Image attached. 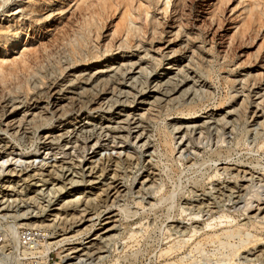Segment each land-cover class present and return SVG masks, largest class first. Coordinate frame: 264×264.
Here are the masks:
<instances>
[{
  "label": "rangeland",
  "instance_id": "374dc122",
  "mask_svg": "<svg viewBox=\"0 0 264 264\" xmlns=\"http://www.w3.org/2000/svg\"><path fill=\"white\" fill-rule=\"evenodd\" d=\"M250 2L0 0V70L5 76L0 81V165L8 159L0 166V201L10 206L0 212V264L38 260L13 255L9 224L20 225L21 250L53 242L44 264H63L66 249L89 240L106 216L119 226L118 242L105 260L83 257L78 264H217L221 258L211 241L204 245L205 255L197 257L190 250L200 240L222 235L228 226L205 227L216 221L207 215L184 221L178 209L195 191L202 194L209 183L222 181L223 175L210 177L223 167L253 174L258 179L251 188L263 190V198H253L246 211L229 212L232 224L244 223L262 238L234 256L239 262L229 264H264V0L255 1L251 11ZM126 6L127 26L135 28V35L120 31ZM250 12L252 27L246 23ZM201 160L207 162L204 175L195 183L188 175ZM94 165L96 175L105 166L107 176L121 178L124 196L93 216L88 233L73 236L79 228L73 217L79 218L78 209L85 207L68 200L86 195L93 203L89 209L97 211L113 199L101 191L105 185L96 188L80 177V167L85 171ZM9 170H20L22 176H10ZM150 171L161 185L151 195V206L132 196ZM64 172H71L68 179L78 184L62 182L58 175ZM178 178L183 190L166 213L159 196ZM52 208L58 210L50 212ZM48 213H59V222H65L49 226ZM177 221L187 223L179 225L182 230L196 226L188 242L183 240L188 235L166 238L169 225ZM43 225L46 231H41ZM24 227L36 230L33 239H22ZM132 230L143 233L128 244L125 236ZM184 241L171 256L161 255ZM131 251L136 255L125 257Z\"/></svg>",
  "mask_w": 264,
  "mask_h": 264
},
{
  "label": "bare ground",
  "instance_id": "6f19581e",
  "mask_svg": "<svg viewBox=\"0 0 264 264\" xmlns=\"http://www.w3.org/2000/svg\"><path fill=\"white\" fill-rule=\"evenodd\" d=\"M255 1H257V0H251V2H250V6H251L250 7V11L252 10L253 6L255 5L254 4ZM108 3H109V7H111L112 6L111 2H108ZM128 15H130V13H129V10L127 9V6H126L125 11L123 12V20H121L122 24H121V27H120V31L121 30L122 31L123 30H127V33L130 32V35H135V28L127 26ZM251 16H252V12H250L249 21L246 22L250 26H251V22H254V19L252 20ZM257 18H258V16L255 17V20ZM246 27L249 29V26H246ZM246 27H244V28H246ZM87 37H89V36H87ZM82 39H84V38H82ZM90 53L94 54L92 52H90ZM93 56H96V55H93ZM1 71L2 70H0V81H3V78L5 76L1 73ZM227 82L230 83L229 81H227ZM39 95H45V93L44 92L43 93L40 92ZM37 97L39 98V96H37ZM38 98H37V100H38ZM17 125H19V124H17ZM20 125H21V123H20ZM20 127H21V129H23V125H21ZM178 128H179V126L175 127V129H178ZM24 129H26L25 125H24ZM221 140L224 141V139H221ZM199 142H201V141H199ZM5 161H8V159L2 160V164L0 165L1 168H3V165H4L3 162H5ZM190 161H191V159L188 160V162H190ZM206 163H207L206 160H201V161H199L197 163H193L194 165L192 166V170L190 172L191 175H188V177H192V179H193V181L195 183H198L201 180L202 176L204 175L203 169L206 166ZM136 164L137 165L139 164V158H138V163H136ZM50 166H53V165H49L47 167H50ZM107 166H108V164H107ZM80 168H81V170H79V171H81L80 177L88 178L87 182L89 184H91V185L97 186L96 188H100L98 186V184L105 185V188L102 187L101 191H103V193H105V196L107 198L113 197V199L110 201V203L106 202L103 205L101 204V208L102 207L104 209L107 208L109 205H111V204H113L115 202H118V199H119L120 196L121 197L124 196V194H122V191H124V188H123L124 185L122 184L123 181H121L120 180L121 178L117 177L115 173H113L115 175L112 174V176H107L108 174L105 173V170H106L107 167L102 166V168H100V169L98 168L100 170V174L99 175H96L97 171H95V169H96L95 165L92 166V167L90 166L87 169L88 173H86L87 170L84 171V168H82V167H80ZM46 169H49V168H46ZM149 170H150V168L147 169V171H149ZM65 171H69V169H66ZM114 171H116V170H114ZM17 172L21 173L20 170H18V171L9 170L7 172V174H9L10 176L16 175L18 177H21L22 175L21 174L20 175L17 174ZM52 172H53V170H52ZM66 173L64 172L61 176L58 175V173H55V176L57 174L59 177L63 178L61 180L62 182H63V180L67 181L68 177L69 176L71 177L72 173L68 172L67 175H66ZM218 173L219 174H215V175L211 176L210 179H212L216 175H217V177L219 179L220 176L223 175L222 181L215 180V182L213 181L212 183H209V187L206 189L207 191H203L202 194H197L196 191H195L194 194H193L194 197H192L193 199L192 198L185 199L184 204L181 206V208L179 207L180 209H178V211H179V214L181 216L184 215L183 216V220L184 221L187 220V222L188 221H191V223L192 222H196L197 219H199L200 217H203V216L207 215L209 219L216 220V221H214L213 224L212 223H207V224L205 223V227H212L213 228V227H218V226H222V227L223 226H226V227L228 226L227 227L228 228L227 231H225L222 235H220V236H212L208 240L207 239H203V240H200L197 243H195V245L190 250V252L192 254L194 253L197 257H198V255L199 256L200 255H205V247H204V245H205V243L207 241H211L212 243L216 244L217 250L215 252L221 258V259H219L217 261V264H222L221 261H223L224 264H229L230 262H236L237 263V262H239V260H234V256L237 255L240 251L242 252L243 250L248 248L254 242L261 240L262 238H260L259 236L251 234L248 231V229L246 228L244 223L243 224L242 223L232 224L231 221H230L231 220L230 218H232L233 215L229 214V212L231 210H233V212L234 211H238L239 209H240V211L241 210L242 211H246L249 207H251L252 202H253L252 201L253 198H255V199H262L263 198V194H262L263 190L262 189L261 190H257V189L254 190V189L251 188V186L252 187L254 186L253 183H254L255 178H256V180L258 179L257 177H254L253 174L250 175L249 177H247V175L244 172L242 174H240L239 172L233 173V172L230 171V169L228 167L221 168V172H218ZM181 174L182 173H180V175ZM193 174H197V175L194 176ZM29 177L31 178L32 176L30 175ZM154 177L155 176H154L153 171H150L145 176H142L140 178V180H141L139 182L140 187L138 188V190L132 191V196H133V194H135V196H136L135 200L136 199L139 200V201H136V202L142 203V201H144V203L149 204L150 206L154 205L153 202H152L151 195L155 194V192L157 190L160 191V189H161V187H160L161 185L159 186V184L157 183V179L156 178L154 179ZM106 178H110L111 182L105 183V179ZM72 179L73 178H69L67 182L73 187V184H75V183L78 184V182L77 181H73L74 179L73 180ZM135 179L136 178L134 177V181L132 182V184H134V182L136 181ZM245 181H247L249 184H245L244 185ZM220 184H223V185L221 187H219ZM263 186H264V184L261 185V187H263ZM4 187H5L4 190L9 188V186H4ZM10 187H12V186H10ZM182 188H183V186H182L181 182L179 181V178L178 179H174L172 181L171 187L168 190H166V191H164L163 193L160 194L159 199H158L159 200L158 203H160L159 205L163 204L165 206L166 213H169V211H171L172 208L175 207V198H176L177 195L181 194V192L183 190ZM59 190L62 192L63 190H65V188L59 187ZM251 191H252V193L250 194ZM64 192H69V191H67V189H66V191H63V193ZM69 193H70V195H72L71 192H69ZM248 195H249V197H247ZM86 197L87 196L84 195L80 199H78V201H76L74 199L67 201L68 204H71L73 206L76 204L75 206L77 207L78 203H81L80 205L83 204L84 207H85L84 209H82V208L80 210L78 209V211H79L78 213L80 215L79 218L75 217L76 214L73 217L74 219H76L75 223L77 225L75 227H79L76 230V232H75V234L73 236L79 235L81 233H86V232L88 233L90 231L91 227H93V225H94L93 216L94 215H97V216L100 215L102 213V211L104 210L103 208L102 209H98V210L96 209L97 211H92L91 209H89L90 205L93 204V203L89 204V202H87L89 197H87L88 199ZM0 198H3V197H0ZM31 199H32V197H31ZM23 200H25V199H23ZM50 200H52V199H50ZM90 200H92V199H90ZM193 202H196V204H193ZM243 202H244V205L242 207L241 204ZM5 203H6V201H4V200H3V202L0 201V212L9 211L8 208L10 206L8 204L5 205ZM87 204H89V205H87ZM52 205H53V207H54V205H56L54 203V200L51 202V206ZM85 205H87V206H85ZM61 206H63V205H61ZM93 209H94V206H93ZM55 210H58V208H52V209H50V212L51 211L54 212ZM0 214H3V213H0ZM58 214H55V213L54 214H51V213L49 214L48 213L47 216H49V217L52 216V218H47L46 219V220L52 221V223L49 226L55 228V226L57 224L61 225L63 220L61 222H59L60 218L58 216H60V214L59 215ZM124 214L127 215L128 211H124ZM241 214H243V213H241ZM2 216H0V220H2V218H3ZM11 216H13V215H11ZM21 216H19V217L21 218ZM257 217H258V215L255 216V218H257ZM112 218H113V216H106L105 218H103L101 220L102 221L101 222L102 227H100L97 230V232H94L89 237V240L84 241L78 247L67 248L66 249L67 252L62 256L63 259H64L63 264H78V262L83 261L84 258H85V260H88V259H97V260H103L104 259L105 260L106 257H109V255H105V253H107V251H109V248L112 246V244H114V246H115V244L118 242V238L120 237V235H119L120 234L119 226L116 223V221L114 219H112ZM263 218H264V215H262L261 219H263ZM64 220L67 221L66 218H64ZM71 220H73V219H71ZM63 222H65V221H63ZM86 222H91V224L85 225L84 227H82ZM177 222L178 223L175 224V225L174 224L173 225H169L168 233H167L166 238H171L173 235L175 237H179V236L184 237V236L188 235V237L186 239L183 238V240H186L188 242V240L191 239L192 236H194L196 234V232L198 231L196 226H194L193 229H192V227H185V229L182 230V228H180L179 225H185L187 223L183 222V221H177ZM19 226L20 225H17V224H14V225H10L9 224L8 227H7L8 231L11 233V235H10L11 238L10 239H12V240H10V239L9 240L10 241H14V243H13L14 245L11 244L12 245L11 246L12 247L11 252L13 253V255L15 254L16 257L19 258V256H21V255L27 256L28 254H30V255H32L31 258H34V259L38 258V260L40 259V260L43 261V264L45 262H47V257L49 256V252H50L49 249L51 248V247H49V245H51L53 242L52 243H50V242H48V243L47 242H45V243L41 242L43 244H41V243L40 244L39 243L35 244L34 243L35 245L32 246V250L31 249L28 250L27 247L24 248L23 250H21V246L20 245L22 243L19 240V238H20L19 237L20 236V232H19V228L20 227ZM43 226H40V227H42L41 231H46V225H43ZM189 228H191V231H190ZM145 230L148 231V229H145ZM56 231H57V229H56ZM149 232H147L146 235L149 234ZM140 233H141L140 231H134V230H132L131 232H128L127 235L125 236V239L129 240L128 244L132 243L134 241H138V237L140 235L142 236L143 231H142L141 234ZM54 234H57V233L54 232ZM43 236H47L48 238H51V236L50 235L48 236V233L46 234V232L44 233ZM63 239H65V237ZM186 241L180 242V243L178 242V244L175 243V245H172V246L168 247L167 249H165L161 253V255L166 256V257L171 256L176 251L182 249L185 246ZM57 244H59L58 241L55 243V245H57ZM246 253H248V252H246ZM132 255H136V251L135 252L131 251L129 254H126L125 257H132ZM80 257H82V258L84 257V258L81 259ZM76 259H78V261H74ZM38 260H37V263H38ZM245 260H246V257H245ZM247 260L250 261L251 258H248ZM32 263L33 264H37L35 260ZM208 263H211V261H208Z\"/></svg>",
  "mask_w": 264,
  "mask_h": 264
},
{
  "label": "built area",
  "instance_id": "2783aa9c",
  "mask_svg": "<svg viewBox=\"0 0 264 264\" xmlns=\"http://www.w3.org/2000/svg\"><path fill=\"white\" fill-rule=\"evenodd\" d=\"M36 232V230H32V228H28V227H24L21 229V236L22 239H29L31 238V236H33V234Z\"/></svg>",
  "mask_w": 264,
  "mask_h": 264
}]
</instances>
